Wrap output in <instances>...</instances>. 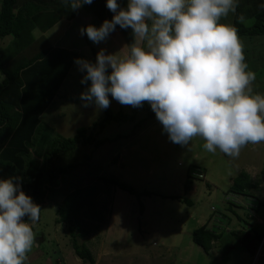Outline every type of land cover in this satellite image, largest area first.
Returning <instances> with one entry per match:
<instances>
[{
    "label": "rangeland",
    "instance_id": "1",
    "mask_svg": "<svg viewBox=\"0 0 264 264\" xmlns=\"http://www.w3.org/2000/svg\"><path fill=\"white\" fill-rule=\"evenodd\" d=\"M233 15L234 12H229L220 22L232 26ZM97 24L96 27L101 25ZM79 26L87 27L88 21ZM58 27L53 28L51 34L58 31ZM119 30L102 43L89 41L97 52L104 49L106 54L125 58L129 55V28ZM73 35L65 36L64 40L68 41ZM81 36L78 35L82 40L87 37L86 34ZM137 43L143 46L144 42L137 40ZM247 43L249 47H243L246 49L243 50L246 71L255 74L249 89L252 95L264 96V36H254ZM86 51L88 55L89 51ZM82 58L90 61V56ZM83 75L85 73L79 71L76 64L59 94L55 95L42 115L43 124L52 127L50 134H43L44 140L51 136L74 137L81 127L101 121L107 109L116 112L122 108L125 113L132 112L133 106L122 105L111 95L110 106L105 110H98L95 104L84 107L85 102L80 94L91 82L82 85ZM3 78L0 72V81ZM136 114L139 121L145 115V110H139ZM132 128L133 123L129 121L112 122L99 136L114 137L121 133V139L106 142L97 148L94 145H80L78 154L63 157L61 154L59 158L60 163L66 164L84 160V153L92 156V159H88L89 163L80 165L76 173L70 171L64 176V188L68 181H71L70 184L77 182L75 186L94 182V175L103 173L126 181L138 190L151 192L141 197L145 205L142 218L140 201L135 194L115 186L108 192L107 185H102L103 189L95 198L97 208L102 209V219L93 217L87 220L92 229L84 239L96 258V264H264V240L255 254H251L241 242L252 225L261 229L264 227V205L258 209L254 207L257 205L256 199L264 200V141L245 145L239 156L233 158L219 149L214 153L208 152L203 147L206 141L199 136L193 137L187 146L171 142L156 114L136 131ZM190 165L197 167V173H204L205 177L194 178L191 189L186 190ZM241 170L249 171L254 179L260 181V189L254 190L256 198L225 193ZM89 171L93 174H89ZM79 177H85V180L81 178L80 181ZM67 189L38 204L41 207L40 220L32 225L34 242L24 264H91L80 258L71 245L70 221H59L61 214L58 208ZM172 195L187 197L192 204ZM114 197L115 205H112L111 199ZM231 200L245 205L244 210L242 207L234 209L249 224L239 220L234 211L229 210ZM84 212L81 219L90 213L89 206ZM24 219L27 220V217ZM208 221L209 227L222 235L221 239L214 241L210 251L204 250L193 240L194 230ZM234 231L238 233V238L232 234Z\"/></svg>",
    "mask_w": 264,
    "mask_h": 264
},
{
    "label": "clouds",
    "instance_id": "2",
    "mask_svg": "<svg viewBox=\"0 0 264 264\" xmlns=\"http://www.w3.org/2000/svg\"><path fill=\"white\" fill-rule=\"evenodd\" d=\"M92 3L73 0L71 7ZM106 7L112 19L82 27V36L99 44L119 25L144 43L134 42L125 58L101 49L95 63L75 60L81 83L91 82L80 94L84 107L105 110L109 95L133 107L147 101L171 142L187 146L199 136L208 152L233 158L264 141V96L251 94L255 74L246 71L237 30L220 22L235 12V0H128L126 8L107 0ZM40 213L19 177L0 179V264H24Z\"/></svg>",
    "mask_w": 264,
    "mask_h": 264
},
{
    "label": "trees",
    "instance_id": "3",
    "mask_svg": "<svg viewBox=\"0 0 264 264\" xmlns=\"http://www.w3.org/2000/svg\"><path fill=\"white\" fill-rule=\"evenodd\" d=\"M117 2L122 8L127 7L128 0H117ZM72 3L73 0H0L2 43L0 72L4 75L0 81V179L19 177L23 191L32 197L36 204L44 203L48 198L55 196L54 194L68 188L58 208L61 214L59 221H70L71 245L75 253L83 260L96 264V258L84 239L92 229L87 220L93 217L102 219V209L97 208L95 201L96 196L103 189L102 185H107L108 192L115 186L135 194L140 201V214L145 208L141 197L151 192L146 189L138 190L126 181L103 173L95 174L94 182L75 186L77 182L70 184L71 181H68V185L64 188V176L70 171L76 173L80 165L89 163L88 159H92V156L84 153L82 155L84 160L78 159L66 164L60 163L59 158L61 154L62 157L78 154L80 145H94L97 148L106 142H115L123 137L121 133L114 137L99 136L108 124L129 121L133 123L132 129L136 131L138 127L152 119L155 112L147 101L143 102L142 107H133L130 113H125L122 108L116 112L107 109L101 121L81 127L74 137L51 136L50 139H43V134L46 132L50 134L52 127L43 124L41 117L60 91L64 79L71 73L75 60L90 56V61L92 60L93 63L96 61L97 49L87 37L83 40L78 37L81 36L79 25L86 21L88 25L102 24L106 19L111 20L114 15L106 7L107 0H93L91 5H84L77 10L72 9ZM235 3L232 26L237 30L242 46L249 47L247 40L254 36H264V7H261L264 5V0H235ZM61 18H68L72 23L64 36L55 44L43 32ZM119 28L120 26L117 25L111 35L120 32ZM71 34L74 35L65 41L64 37ZM129 37L130 55L132 44L137 43L131 28H129ZM4 41L6 42L3 43ZM86 50L90 55H86ZM244 57L246 58L245 55ZM139 110H145V115L137 121L136 112ZM196 170L197 167L190 165L186 190L191 189L194 178L205 177L204 173L199 171L197 173ZM89 174H93L92 171H89ZM81 178L85 180V177H79L80 181ZM260 187V181L254 179L249 171L241 170L233 183L227 186L225 193L256 198L257 194L254 190H259ZM172 196L192 204L191 199L187 197ZM111 204L115 205V197L111 199ZM255 204H257L254 206L255 209H258L264 205V200L256 199ZM86 206H89L90 213L81 219ZM241 207L243 210L246 209L245 205L241 206L232 201L228 208L234 211L239 220L249 224L250 222L234 209ZM209 224L208 221L193 232L194 242L206 251L213 248L214 241L222 238L221 233H217L209 227ZM232 234L238 236L235 231ZM263 240L264 227L261 229L257 225H252L241 242L244 248L255 254ZM229 246L233 245L229 244Z\"/></svg>",
    "mask_w": 264,
    "mask_h": 264
},
{
    "label": "crops",
    "instance_id": "4",
    "mask_svg": "<svg viewBox=\"0 0 264 264\" xmlns=\"http://www.w3.org/2000/svg\"><path fill=\"white\" fill-rule=\"evenodd\" d=\"M224 22V21H223ZM72 23V20L68 19V18H61L59 21H57L51 28H49L48 30H46L45 32H43L44 34H46L47 36L51 34L52 29L58 27V31H54L51 35H50V40L52 43L57 44V42L64 36L65 32L67 31V28L70 27V24ZM42 33V31H40ZM75 63V62H74ZM76 63L72 66V69L75 67ZM66 78L64 79L62 85L64 84ZM83 85V84H82ZM81 85L82 88H84ZM62 87V86H61ZM61 89V88H60ZM59 94V92H58ZM57 94V95H58ZM187 203V202H186ZM145 211V208H144ZM143 214V213H142ZM141 215V217L143 218V215Z\"/></svg>",
    "mask_w": 264,
    "mask_h": 264
}]
</instances>
